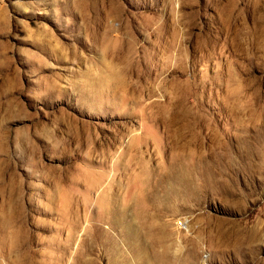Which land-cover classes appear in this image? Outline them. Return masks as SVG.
I'll return each mask as SVG.
<instances>
[{
    "label": "rangeland",
    "instance_id": "rangeland-1",
    "mask_svg": "<svg viewBox=\"0 0 264 264\" xmlns=\"http://www.w3.org/2000/svg\"><path fill=\"white\" fill-rule=\"evenodd\" d=\"M0 264H264V0H0Z\"/></svg>",
    "mask_w": 264,
    "mask_h": 264
}]
</instances>
